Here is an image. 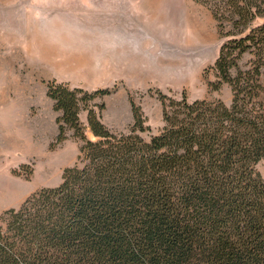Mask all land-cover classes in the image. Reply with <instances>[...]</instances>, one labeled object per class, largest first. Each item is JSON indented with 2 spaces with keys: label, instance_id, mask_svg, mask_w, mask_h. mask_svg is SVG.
<instances>
[{
  "label": "trees",
  "instance_id": "16d2710c",
  "mask_svg": "<svg viewBox=\"0 0 264 264\" xmlns=\"http://www.w3.org/2000/svg\"><path fill=\"white\" fill-rule=\"evenodd\" d=\"M195 1L227 37L210 86L228 84L231 104L160 92L164 127L147 139L133 100V126L115 133L95 102L111 90L49 81L55 145L74 131L79 163L1 214L0 264H264V0Z\"/></svg>",
  "mask_w": 264,
  "mask_h": 264
},
{
  "label": "rangeland",
  "instance_id": "374dc122",
  "mask_svg": "<svg viewBox=\"0 0 264 264\" xmlns=\"http://www.w3.org/2000/svg\"><path fill=\"white\" fill-rule=\"evenodd\" d=\"M226 41L210 8L195 0H0V105L26 117L12 126L25 132L26 151L4 162L17 166L10 171L12 194L27 193V199L59 186L64 170L79 163L83 143L74 131L55 145L60 112L47 94L49 81L111 90L95 102L105 103L102 120L115 133L133 126V100L150 126L143 134L150 139L164 127L160 92L231 104L228 84L210 86ZM251 58L242 59L244 68ZM81 121L95 139L88 111L81 112ZM257 169L264 177V162Z\"/></svg>",
  "mask_w": 264,
  "mask_h": 264
},
{
  "label": "crops",
  "instance_id": "0c3cea01",
  "mask_svg": "<svg viewBox=\"0 0 264 264\" xmlns=\"http://www.w3.org/2000/svg\"><path fill=\"white\" fill-rule=\"evenodd\" d=\"M25 119V115H21L20 112L16 114V111L11 110L10 107H3L0 105V177H2L0 179V214L9 207H19L28 195L27 193H23V195L19 193L12 194V178L10 179V171L17 166L7 167L4 165L6 164L4 162L11 159V156H16L22 150L26 151L25 132L21 133L20 129L17 131L12 127L15 123H18V125H20L21 122L24 123ZM53 169L56 170V167L53 168V165L49 166V170L53 171ZM14 179L18 178L15 177ZM23 183L28 184L26 181H23ZM32 192L33 191L29 193ZM11 198H13L14 201H10Z\"/></svg>",
  "mask_w": 264,
  "mask_h": 264
}]
</instances>
